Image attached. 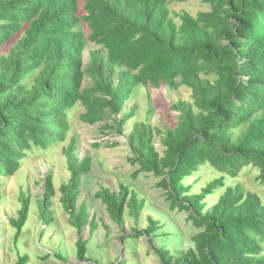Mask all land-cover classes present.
<instances>
[{
    "label": "trees",
    "instance_id": "16d2710c",
    "mask_svg": "<svg viewBox=\"0 0 264 264\" xmlns=\"http://www.w3.org/2000/svg\"><path fill=\"white\" fill-rule=\"evenodd\" d=\"M187 1L85 0V14L79 15L78 0H0V51L24 30L9 53L0 55V191L1 177L12 176L32 148L66 140L75 107L82 106L83 123H104L109 134L125 136L124 125L136 110L125 112V102L137 87H187L191 100L171 106L179 113L174 127L163 131L147 120L137 121L127 144L138 167L134 176L145 172L160 178L171 210L186 211L199 229L191 237L192 247L160 246L159 239L172 232L151 216L143 231L123 240L145 235L161 264H264V202L240 183L226 186L228 177L235 179L247 166L258 169L257 180L264 186V0H200L211 8L195 16L175 13L177 23L168 3ZM80 23L90 30L87 37ZM86 40L99 47L90 50L84 66ZM86 77L90 86L83 88ZM76 149L72 137L63 148L70 178L59 189L78 233L77 258L83 260L88 252L84 227L95 229L96 223L89 219L86 202L77 206V201L92 157L80 160ZM207 165L217 176L191 193L186 180L195 174L198 180ZM52 177L49 173L39 201L41 219L48 223ZM220 188L223 194L207 208L206 198ZM95 197L122 231L126 208L138 222L146 203L123 183L118 191L102 187ZM20 200L18 217L10 220L18 234L29 213L28 199ZM29 261L24 254L15 264Z\"/></svg>",
    "mask_w": 264,
    "mask_h": 264
},
{
    "label": "rangeland",
    "instance_id": "374dc122",
    "mask_svg": "<svg viewBox=\"0 0 264 264\" xmlns=\"http://www.w3.org/2000/svg\"><path fill=\"white\" fill-rule=\"evenodd\" d=\"M84 4L85 0H78L77 14H85ZM168 8L170 16L179 23L175 13L186 11L195 16L198 11H205L211 7L200 0H189L170 2ZM78 27L87 37L90 30L86 24L80 23ZM23 31L5 43L0 55L9 53L10 48L22 37ZM98 47L86 40L83 51L84 66L89 61L90 50ZM88 86L90 82L86 77L83 88ZM179 100H191L189 88L181 87L174 90L164 85L159 89L137 87L131 98L125 102V112H129L133 107L136 108L134 117L124 125L125 136H115L114 132L109 134L102 128L104 123L94 125L83 123L79 117L83 108L75 107L70 114L71 129L67 132L64 142L53 144L46 149L32 148L12 176L1 177L0 264H15L18 257L24 254L30 258L27 264H117L123 258L128 260V264H161L154 250H150L145 235L128 241L123 240L129 233L143 231L148 226V216L158 220L160 224H165L164 229L172 232L166 236V240L159 239L160 246L168 242L171 248L176 242L175 246L180 250L192 247L191 237L199 229L187 219L186 211L178 208L171 210L164 190L158 185L160 178L145 172L134 176L138 167L131 161L133 155L127 144L128 134L137 121L147 120L163 131L174 127L178 122L179 113L172 110L171 106ZM120 115L122 116L123 113ZM238 132L237 130L236 133ZM72 137L76 139L77 157L80 160L87 155L92 157L91 169L82 179L83 185L77 201V206L86 202L89 219L93 218L96 223L95 229L89 225L84 227L83 237L88 239V252L83 260L77 258L75 244L78 233L72 225L69 214L63 208L62 193L59 189L70 178L63 148L68 145ZM114 141H118L119 144L107 145V143L111 145ZM96 143L100 146H96ZM154 144L162 155L164 147L160 136L155 137ZM49 173L53 175L54 194L50 199L49 218L52 220L48 223V220L41 219L39 201L44 197ZM257 175V168L244 167L235 179L230 177L226 179V186L240 183L245 190L256 193L264 202V186L257 180ZM216 176V170L207 165L200 170L198 180L195 174L186 180V184L192 185L191 193H199L202 187ZM120 183L128 185L130 190L135 191L137 196L146 202L138 222L128 215L129 210L126 208L125 231L111 221L106 206L100 198L95 197V193L102 187L118 191ZM223 192L224 188H220L214 195H209L206 198L207 208L217 202ZM21 197L28 199L29 213L26 224L18 234L10 224V220L18 217L22 205ZM125 244L133 246L126 250Z\"/></svg>",
    "mask_w": 264,
    "mask_h": 264
}]
</instances>
